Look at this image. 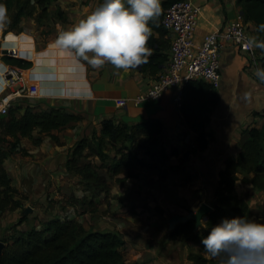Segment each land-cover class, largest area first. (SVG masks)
I'll list each match as a JSON object with an SVG mask.
<instances>
[{
  "label": "crops",
  "instance_id": "obj_1",
  "mask_svg": "<svg viewBox=\"0 0 264 264\" xmlns=\"http://www.w3.org/2000/svg\"><path fill=\"white\" fill-rule=\"evenodd\" d=\"M193 1L201 8L196 30L198 43L208 33L224 28L228 22L240 16L244 19L238 0ZM67 11V21L63 28L70 27L91 9L81 10L80 12L84 14ZM248 23L256 30L254 22ZM151 33L159 37L156 31ZM164 39L166 43L168 42L165 51L168 54L171 45L168 31ZM35 56L24 59L33 61L36 68L38 57ZM46 60L44 58L43 61ZM56 60L60 61L56 73L47 74L41 70L43 75L39 73L34 75L36 84H39L38 96H48L52 103L56 100L59 106L65 107L68 112L82 116L81 121L76 124L77 129H69L72 134H67L66 130L60 131L59 137L63 148H70L85 135L91 136L94 130L100 132L104 119L129 124L145 122L151 118L163 122L162 142L169 155L167 160L170 165L163 168V171L131 165L132 172L129 170L120 175L124 180L114 185V189L123 200L122 204L117 202L118 207L123 213H127L128 217L116 220L117 224L121 225L120 231L126 241L138 254L136 260L130 264H193L187 257V250L182 246L185 243L183 240L169 239L160 250H158L160 244L157 245L154 241L156 235L163 230L161 227L164 216L168 221L170 216L188 213L189 208L196 210L202 202L213 206L220 173L225 169L228 158L239 156L246 138L245 131L251 128L264 129V82L255 77V66L249 56L231 45L221 50L222 78L219 88L215 89L218 102L206 126L208 134L213 139L205 149L191 154L183 165H180L182 162L180 158L188 148L196 145L197 135L186 123L181 106L174 101L175 90L169 91L160 100L136 102V98L163 70L151 75L137 67L116 69L110 63L93 67L62 48ZM166 63L167 61L163 69ZM48 68L51 69L49 66ZM120 99L126 100L127 106L120 108L117 105ZM53 145L52 141L44 143L50 151V154H47L49 158L60 155L61 150H57L59 146ZM174 149L177 150L176 154L173 153ZM62 153L65 163L69 153ZM56 170L59 168H55L51 173H55ZM238 176L234 194L248 202L252 214L260 213L261 209L264 211V190L255 188L252 183L244 182L245 175ZM133 210L138 212L139 217L150 222L147 221L148 223L142 226L134 223L131 220L132 215L129 214ZM83 214L87 216V213ZM258 215L254 217L258 218ZM186 244L195 252L209 256L201 251L199 243L187 240ZM139 258L140 262L137 261Z\"/></svg>",
  "mask_w": 264,
  "mask_h": 264
},
{
  "label": "trees",
  "instance_id": "obj_2",
  "mask_svg": "<svg viewBox=\"0 0 264 264\" xmlns=\"http://www.w3.org/2000/svg\"><path fill=\"white\" fill-rule=\"evenodd\" d=\"M55 1L57 0H3L7 6V20L2 23L4 33L21 30L24 18H33L39 24L52 18L66 22L67 16L63 9L50 11ZM177 1L179 0H162L159 17L150 21L152 31H156L159 37L151 33L148 38L147 44L152 51L147 61L141 64V70L145 73L156 75L163 70L167 61L165 51L168 42L164 39L167 30L162 25V17L164 10ZM238 4L242 7L244 20L254 22L257 36L264 39V29L259 27L264 23V0H238ZM258 50L264 66V51ZM3 60L6 64L23 70L33 66L31 60L21 57L4 56ZM217 102L215 88L208 82L190 80L184 86L181 111L186 123L197 135V144L185 152L186 157L205 149L213 139L206 126ZM14 105L8 115L0 120V135H4L5 142L8 141V147L0 145V216L5 211L22 207L18 189L14 187L5 167V161L11 155L24 151L19 148L21 139L29 138L39 144L42 138L35 139L34 132L53 136V131L73 128L82 119L81 115L72 114L65 107ZM101 126L100 132L94 130L91 136L81 138L70 147L65 164L69 173L80 178L81 185L87 192L84 198H74L73 205L85 206L90 212L95 211L98 205L96 200L110 192V180L123 181L124 178L120 175L129 166L137 163L147 169L159 170L169 157L162 142L164 124L160 119L151 118L145 122L129 124L108 118L102 120ZM245 135L239 156L228 158L225 169L220 173V181L214 194V211L207 220L209 226L224 216L250 217L248 202L234 194L238 174L245 175L244 182L264 190V129H247ZM7 137L13 140L9 141ZM173 153L176 154L177 150L174 149ZM90 157H96L98 161H88ZM25 220L26 217L22 216L21 221ZM206 232V228L195 231V222L189 221L172 230L169 239L195 241L200 244L201 251L206 253L200 243L201 236ZM0 242L4 243L0 252V264H130L124 253L126 239L119 230L87 229L78 220L56 218L44 222L42 229L32 226L27 230H16L8 238L0 239ZM166 242L167 240L160 243L158 250ZM188 259L193 264L212 263L210 258L195 251L189 252ZM242 264H264V255L245 254Z\"/></svg>",
  "mask_w": 264,
  "mask_h": 264
},
{
  "label": "rangeland",
  "instance_id": "obj_3",
  "mask_svg": "<svg viewBox=\"0 0 264 264\" xmlns=\"http://www.w3.org/2000/svg\"><path fill=\"white\" fill-rule=\"evenodd\" d=\"M98 2L99 0H57L50 7V11L53 12L58 8H61L66 13L68 12L67 10H71L73 13L84 14L80 11L83 9L92 10ZM65 23L66 22L58 20L57 18H52L39 24L33 18H24L20 25L21 30H12L6 34L4 33L5 27L2 25V23H0V75L7 66L18 69L16 66L6 64V62L3 60L4 56L10 55L4 54V51L16 54V56H19L18 58L21 57L31 59L35 56V54V58L38 57L36 60L38 61L36 68L35 64L33 63V68L29 71L21 69L25 84H27V96L19 98L15 102L14 106L26 107L28 105H33L39 108H49L50 106L62 107L59 106V102L56 100H54V103H52L48 96H38L39 92L37 91V86L39 84H36L34 73H39L41 75H43L42 71L46 72L47 74H49V72L50 74L56 73L58 63L60 62H57L56 57L58 56V53H60L61 48L56 45L55 40L58 31L64 27ZM44 58L47 59L45 62L43 61ZM53 62H55V64H53ZM48 66L51 67V69H49ZM52 69H54L55 72H53ZM35 70L37 71L35 72ZM2 92L3 88L0 85V94ZM69 129L75 130L77 129V125H75L73 128L64 129L66 130L67 134H72V131ZM59 133L60 131L58 130L53 131V136H51L46 134L40 135L39 131L34 132V138H42V142L35 144L34 140L32 139H21L19 148L24 149V151H18L5 161L6 170L9 172L12 178L14 187L18 189V198L22 200V207L14 211H5L1 214L0 239L8 238L14 234L16 230H27L32 226L42 229L44 222L56 218L78 220L87 229H90L91 227L93 229L105 228L119 231L122 229L121 225L117 224L118 221L116 219H126L128 214L123 213L120 207H118L117 202L122 204L123 200L121 197H119L120 195L114 189V185L120 183L115 179L110 180V192L108 194L104 193L96 200L98 205L96 206L94 212H90L89 209L87 210L85 206L80 204L73 205L74 198H84L87 196V192L81 185L80 178L69 173L65 166L66 162L63 163L62 152L68 154L70 153V148L62 147L63 144L60 141L59 136L61 135ZM81 133L84 135L83 132ZM62 138H64V136H62ZM6 139L9 141L13 140L9 137ZM46 141H52L54 144L53 146H59V149L57 150L62 151H59L60 155L55 157L52 156L50 158L47 157V154H50V151L44 146ZM0 145L8 147V141H4V135H0ZM187 158L188 157H186L184 153L183 157L180 158V161H182H179L181 163L180 165H183V162H185ZM90 160L93 162L98 161L96 157H90L88 161ZM138 165L139 164L136 163L133 164L132 167ZM169 165L170 162L168 163V160H166L163 164H161L160 171H163V168L165 167L168 168ZM55 168H59V170H56V174L51 173L52 170L55 171ZM129 170L132 172L130 166L124 170L121 175H124ZM104 172H106V170H104ZM28 206L32 207L33 211L26 215V220L22 222L21 217L23 216V210ZM262 210L263 209H261L260 213L257 212L256 214H252L251 211V217L255 218L254 216L259 214L258 218H264V211ZM83 213H87V216H85ZM129 214L132 215L131 220H133L137 225L142 226L147 221L150 222V220L139 217L138 212L135 210ZM147 214H149V212ZM171 217L172 216H170V218ZM163 218V226L161 227L163 230H161L158 235H156L157 238L154 241L157 245L169 240V233L171 232V230L168 228L169 223L166 220L167 218L165 216ZM202 228L205 227L202 226L200 230H202ZM186 241L187 240L184 241L185 243H183L182 246L187 250V254H189L190 251H195L186 246ZM128 243L129 242L126 241L124 253L126 261L128 263H132L134 260H136L138 254L135 252L136 249L134 250V248L130 246L131 244ZM208 258L212 260V263L210 264H216L214 258L210 256H208ZM137 261L140 262V258L137 259ZM239 264H242V260L239 262Z\"/></svg>",
  "mask_w": 264,
  "mask_h": 264
},
{
  "label": "clouds",
  "instance_id": "obj_4",
  "mask_svg": "<svg viewBox=\"0 0 264 264\" xmlns=\"http://www.w3.org/2000/svg\"><path fill=\"white\" fill-rule=\"evenodd\" d=\"M161 11V0H99L85 16L61 28L55 43L93 67L110 63L116 69L134 68L151 54L150 21ZM6 20L7 6L0 0V23ZM259 27L264 29V23ZM246 47L264 51V39L249 36ZM254 74L264 82V66H257ZM197 224L207 229L200 243L216 264H239L245 254L264 255V218L224 216L210 226L198 218Z\"/></svg>",
  "mask_w": 264,
  "mask_h": 264
},
{
  "label": "built area",
  "instance_id": "obj_5",
  "mask_svg": "<svg viewBox=\"0 0 264 264\" xmlns=\"http://www.w3.org/2000/svg\"><path fill=\"white\" fill-rule=\"evenodd\" d=\"M200 15L201 8L193 0H179L164 10L162 25L169 32L171 41L167 63L150 86L136 98L137 103L160 100L166 93L175 90L174 101L181 106L184 86L190 80H203L218 89L222 78L221 50L227 45L246 53L255 68L263 66L258 48L246 47L247 38L257 34L243 17L228 22L220 30L208 33L198 43L196 30ZM13 56L18 57L16 54ZM8 68L4 76L6 88L0 94V120L8 115L19 98L27 96V84L22 70ZM117 105L124 108L127 101L120 99Z\"/></svg>",
  "mask_w": 264,
  "mask_h": 264
},
{
  "label": "water",
  "instance_id": "obj_6",
  "mask_svg": "<svg viewBox=\"0 0 264 264\" xmlns=\"http://www.w3.org/2000/svg\"><path fill=\"white\" fill-rule=\"evenodd\" d=\"M3 53L6 55L13 56V53L8 52V51H4ZM136 67L141 68L140 65ZM32 211H33L32 207L28 206L27 208L23 210L22 215L26 216L30 214ZM213 211H214V207L210 203L202 202L196 210L189 208L187 214H175L174 216L169 218L168 219L169 228L170 230H174L178 225L182 223L194 221L195 231H199L202 226L198 227V224H197L198 218H202L207 222L209 214L212 213ZM3 246H4V243L0 242V252L3 249Z\"/></svg>",
  "mask_w": 264,
  "mask_h": 264
},
{
  "label": "bare ground",
  "instance_id": "obj_7",
  "mask_svg": "<svg viewBox=\"0 0 264 264\" xmlns=\"http://www.w3.org/2000/svg\"><path fill=\"white\" fill-rule=\"evenodd\" d=\"M9 70L8 66L4 68L3 72L1 73L0 75V82H1V85L3 87V91L5 90L6 88V81H5V73Z\"/></svg>",
  "mask_w": 264,
  "mask_h": 264
}]
</instances>
